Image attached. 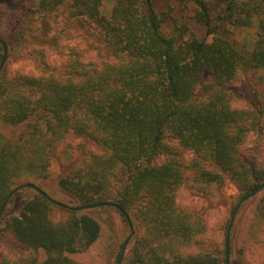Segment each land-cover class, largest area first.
I'll list each match as a JSON object with an SVG mask.
<instances>
[{"label": "trees", "instance_id": "obj_1", "mask_svg": "<svg viewBox=\"0 0 264 264\" xmlns=\"http://www.w3.org/2000/svg\"><path fill=\"white\" fill-rule=\"evenodd\" d=\"M185 2L184 21L199 32L181 22L166 35L171 18L154 0H114L109 14L104 0H0V39L9 48L0 73V210L19 186L49 182L58 146L79 139L86 158L58 185L66 205L111 202L130 216L129 264H227L226 239L207 245L205 208L183 206L179 196L231 183L240 202L264 184V162L245 150L257 135L264 152V0ZM255 22L252 50L238 49L229 27ZM77 39L83 48L65 44ZM39 47L61 55L60 64L42 52L39 76L13 70L14 57H34ZM250 203L264 225V190ZM100 233L89 210L69 212L24 189L8 203L0 237L34 257L0 253V264H81L71 256Z\"/></svg>", "mask_w": 264, "mask_h": 264}, {"label": "rangeland", "instance_id": "obj_2", "mask_svg": "<svg viewBox=\"0 0 264 264\" xmlns=\"http://www.w3.org/2000/svg\"><path fill=\"white\" fill-rule=\"evenodd\" d=\"M114 6V0H104L102 11L104 14H109ZM154 7L160 14L165 13L171 19L164 23L163 31L166 35H170L174 30V26L181 22H187L189 27L196 32V28L188 19L184 21L185 16L190 15L188 10L190 5L185 0H154ZM34 8V5H33ZM231 31L230 40L232 43L242 51L252 50L257 39L258 27L255 22L249 28H234L229 27ZM52 31L51 35H54ZM70 40V39H69ZM65 44H75L77 47L83 48L81 40H71ZM40 48V47H39ZM28 52V50H27ZM34 57H27L20 54L14 57L13 70L21 71L22 73L39 76L40 67L35 63V58L40 53H44L46 59L50 60L51 64L59 65L62 57L54 53L50 49H35ZM26 53V52H25ZM4 55V48L0 45V63ZM9 55V48H8ZM8 57V56H7ZM240 85V83H238ZM242 91H245V85H241ZM243 102L239 103L242 105ZM257 135L252 136L245 146V150L251 157V160L256 164L264 162V152L256 148ZM264 142V137H263ZM87 146V145H86ZM84 145L81 140L69 138L57 148L56 157L53 159L51 166V179L49 182H39L37 185L49 194L53 199L68 203L63 191L58 185V178L68 173L73 167L80 164L86 158V151L83 149ZM95 152L98 150L91 147ZM264 148V143H263ZM262 192V191H261ZM260 192V193H261ZM32 193L28 190L27 193L19 196L12 204L8 211L9 215H17ZM239 191L234 184H227L224 187L212 186L208 193H201L198 191L182 190L179 196V202L183 206H194L198 208H205L208 214L209 231L206 237L207 245L211 243H224V224L230 221L232 211L239 202ZM253 199V198H252ZM251 199V200H252ZM250 201V200H249ZM248 202V201H247ZM247 202L242 206L238 212L230 235V256L229 264H264V225L256 215L257 203ZM89 214L97 218L101 225V233L99 239L85 252L72 255L71 258L81 264H117L118 256L122 251V246L130 235V229L125 218L117 211L105 208H97L89 210ZM193 249V252H196ZM135 252L134 237L129 242L122 264H129ZM0 253L9 256V258H33L34 255L24 253L14 248L12 245L4 242L0 237ZM46 256L43 253L38 255L39 261L45 260ZM25 260V259H24ZM27 262V260H25ZM30 264V263H28Z\"/></svg>", "mask_w": 264, "mask_h": 264}, {"label": "water", "instance_id": "obj_3", "mask_svg": "<svg viewBox=\"0 0 264 264\" xmlns=\"http://www.w3.org/2000/svg\"><path fill=\"white\" fill-rule=\"evenodd\" d=\"M0 44L4 48V56H3V60H2L1 65H0V73H1L3 68H4V66H5L6 60H7L8 46L2 39H0ZM24 189H31V190L36 191L38 194H40L41 196L46 198L48 201H50L52 204H54L58 208L64 209V210L69 211V212H84V211L93 210V209H97V208H103V207H111V208L118 209L124 215V217L126 219V222L128 224V227H129V229L131 231L128 239L125 241V243L123 245V248H122V251H121V254H120V258H119L118 263H117V264H122L126 248H127L128 244H129V242L132 240V238L135 235V229H134V225H133V222H132L130 216L122 208H120L117 204L111 203V202H105V203L85 205V206H70V205L63 204V203L53 199L49 194H47L45 191H43L39 186H37L35 184H32V183H27V184H24L22 186H19L18 188L14 189L10 193V195L8 196L5 204L3 205V207L0 210V220H1L5 210L7 208V205L9 203V201L11 200V198L15 194H17L18 192H20V191H22ZM263 190H264V184L262 186H260L257 190H255L254 192H252L249 195H247L246 197H244L239 202V204L237 205V207L235 208V210H234V212L232 214V217H231L230 222H229L228 230H227V236H226V263L227 264H229V256H230V245H229L230 235H231V230H232L235 218H236L238 212L240 211V209L242 208V206L247 201H249L252 198H254L256 195H258Z\"/></svg>", "mask_w": 264, "mask_h": 264}]
</instances>
